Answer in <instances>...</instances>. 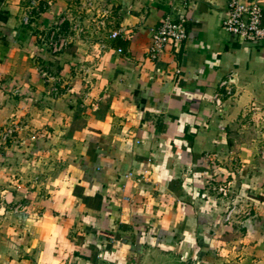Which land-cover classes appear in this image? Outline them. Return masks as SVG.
I'll use <instances>...</instances> for the list:
<instances>
[{
	"label": "crops",
	"instance_id": "0c3cea01",
	"mask_svg": "<svg viewBox=\"0 0 264 264\" xmlns=\"http://www.w3.org/2000/svg\"><path fill=\"white\" fill-rule=\"evenodd\" d=\"M230 2L0 0V264H264V165L245 136L264 41L223 29ZM63 14L83 32L55 58L39 37ZM167 15L189 38L153 59ZM225 178L244 203L229 220L210 185Z\"/></svg>",
	"mask_w": 264,
	"mask_h": 264
},
{
	"label": "built area",
	"instance_id": "2783aa9c",
	"mask_svg": "<svg viewBox=\"0 0 264 264\" xmlns=\"http://www.w3.org/2000/svg\"><path fill=\"white\" fill-rule=\"evenodd\" d=\"M97 0H85L84 7L87 10L96 8ZM107 10L98 9V23L105 26L104 17L108 15ZM100 19V20H99ZM30 17L25 18V23L29 24ZM188 17L180 15L174 17L167 15L162 18L159 26L153 30L152 43L149 49L151 58L158 59L172 45H177L189 38ZM223 29L241 42H261L264 41V0H231L227 17L223 21ZM121 30L112 32L110 38H118ZM83 32L80 22H73L66 14H63L59 21L48 28L47 32L39 38L43 47L53 57L57 58L64 54L71 46L76 36ZM107 43L102 42L101 47L107 48ZM122 52V49H119ZM48 80L54 77L48 72H42ZM223 85H227L224 82ZM55 89H57L55 87ZM230 93V91H229ZM218 101L220 98L218 97ZM13 129H8L4 138L7 139L13 134ZM235 207H229L227 220L232 217Z\"/></svg>",
	"mask_w": 264,
	"mask_h": 264
},
{
	"label": "rangeland",
	"instance_id": "374dc122",
	"mask_svg": "<svg viewBox=\"0 0 264 264\" xmlns=\"http://www.w3.org/2000/svg\"><path fill=\"white\" fill-rule=\"evenodd\" d=\"M246 120L248 122V131L245 134L246 138L249 141V144H251L257 154V157L260 160V163L264 165V107L262 111H260V114L257 115L255 113L249 114L246 116ZM231 168L235 172H240V169L242 168V163L239 161H233L230 164ZM215 171H219V173L223 174V171L219 170V167L216 168ZM237 172V173H238ZM214 174V173H213ZM211 188L214 191L215 195L217 196H224L225 198H228V196L231 198L232 201V208L235 207L236 204L234 203H240L242 201L243 197H240L239 194H231V192L234 191V185L228 180V178L221 179V180H211ZM232 195H230V194ZM227 194H229L227 196ZM227 196V197H226ZM219 198V197H218ZM245 199V198H244ZM244 204V203H243ZM229 213V209L227 212V215ZM231 219V218H230Z\"/></svg>",
	"mask_w": 264,
	"mask_h": 264
}]
</instances>
